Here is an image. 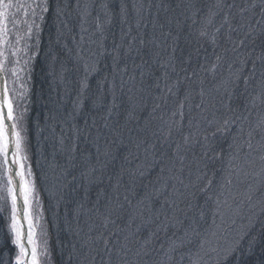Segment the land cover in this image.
I'll return each instance as SVG.
<instances>
[{
	"label": "trees",
	"instance_id": "1",
	"mask_svg": "<svg viewBox=\"0 0 264 264\" xmlns=\"http://www.w3.org/2000/svg\"><path fill=\"white\" fill-rule=\"evenodd\" d=\"M136 2L142 5L137 12L144 19V26L131 19L139 29L132 37L118 33V28L125 27L134 10L130 9L126 0H47L41 28H38V22L33 27L38 34L28 60L31 66L28 78V134L32 160L40 149L50 161L49 167L53 172L44 178L52 182L49 183L50 188L56 184L53 197L46 196L41 185L39 192L42 207L48 208L45 220L50 225L47 226L50 234L48 243L53 264H177L174 255L178 249L171 241L186 239V232L190 230L188 225L199 213L201 204H208L201 195L203 192L200 194L203 184L199 182L197 185L199 179L196 180L195 172L188 181L184 179L185 174L197 171L194 164L200 162L202 168L199 170L204 168L203 172L206 175L209 173L211 180L217 182L222 173L221 164L226 162L230 153L228 146L232 139H236V131L227 126L229 123L218 122L221 116L219 109H224L227 115L232 108L229 106L232 100L234 109L237 108L236 99L230 91L228 99L225 94L211 96V91L203 94L200 91L201 95L196 98L197 91L193 87L178 86L181 78H187L195 85L194 79L203 72L200 68L202 61L206 63L207 59L213 58L214 51L225 50V54L229 53L231 57L237 37L255 23L252 8L257 2ZM104 3L112 16L111 24L106 27L105 33L102 31L100 38H96L93 49L98 54V49L104 47L103 55L114 57L116 64L126 69L128 79L120 85L118 79H113L115 85L112 87L94 82L88 93L91 99L75 105L74 100L82 86L74 85L78 69L73 70V60H82L77 62L81 66L85 61L82 58L85 54L80 56L77 53L81 48L75 40L78 35L87 37L94 33L93 25L97 19L100 20L99 8ZM230 5L238 16L230 13ZM84 6L88 11L85 14L87 19H78L79 10ZM122 6L126 9H120ZM243 22L244 28L241 27ZM216 29L219 33L214 37ZM140 30L153 33L155 39L144 36ZM229 31H232V37ZM91 36L95 37V34ZM248 41L245 39V47ZM252 42V52L257 49L264 51V37L254 38ZM119 48L123 50L116 51ZM189 59L193 62L187 64L186 69L185 65H179ZM189 69L192 75H189ZM58 70H63L65 74H60ZM255 70L258 69H254L253 73ZM174 72L179 74L174 76ZM207 75L204 73V79ZM69 81L71 89L64 87V83ZM212 81L211 76L206 89L212 87ZM163 87L170 90L164 96ZM99 89L103 95H98ZM175 96L181 102L182 115L175 120H167L163 111L173 108ZM92 97H98L99 101L94 103ZM224 101L227 104L224 105ZM196 107H200L202 113L191 119L188 114L193 116L200 112L196 113ZM116 109L127 113L121 121L109 119L111 110L114 113ZM107 122L109 128H103ZM176 123L181 124L176 138L183 140L181 145H189L188 151L182 149L184 146L172 150L170 141L176 134L164 135ZM94 131H98L99 140L107 136L103 140L107 142L108 149L102 151V156L98 155L101 148L92 146ZM175 156L182 160L177 162ZM172 160H175L173 170L169 168ZM141 161L148 162L141 166ZM99 162H102L101 170L94 169ZM162 165L163 168H160ZM159 178H165L166 183H158ZM221 182L224 183V180ZM149 187L156 191L151 192L153 197L150 201L141 200L132 204L128 199L135 192L145 196L150 193ZM141 207L149 208L150 213L143 211L141 215ZM262 207L260 214H254L257 216L255 222L245 228L237 256H232L225 264H264ZM197 225V230L203 229L200 222ZM16 255L13 237L0 215V264H14Z\"/></svg>",
	"mask_w": 264,
	"mask_h": 264
},
{
	"label": "rangeland",
	"instance_id": "2",
	"mask_svg": "<svg viewBox=\"0 0 264 264\" xmlns=\"http://www.w3.org/2000/svg\"><path fill=\"white\" fill-rule=\"evenodd\" d=\"M126 1L127 4L130 5V9L132 10L134 8V10L130 13L131 17L127 18L125 27L120 26L118 28V33L120 35L125 33L129 37H132L134 32L136 33L137 30L139 32V29L134 25L135 23H132L131 19L137 20L135 21L137 25H140V23L143 24L144 22L142 16L137 12V9H140L142 5L137 3L136 0ZM254 1L257 2V5L255 4L252 8L255 13V23L251 29H246L241 36L237 37V43L231 57H229V53L225 54V50L221 52L214 51V57L207 59L206 63L205 60L202 61L203 65L200 66L201 70H203L206 75L208 73L205 79L204 73L202 72L199 78H193L195 80V85H192L193 82L191 80L181 78L178 86L183 87L187 85V87H193L197 91V94L195 93L196 98L200 94V91L201 94L211 91V96L216 94L219 97L225 94V97L227 96L228 99L230 91L231 96L234 95L233 97L236 99L235 105L237 108L234 109V101L232 100L229 103V106L232 108L229 109L227 115L224 114V109H219V114L221 116L218 117V122L223 121L229 123L227 126H231V129L234 132L236 131V139H232L231 144L228 146L229 149L231 148L228 151L230 153H228L227 160L225 159L226 162L221 164L222 173L217 182L211 180L209 173L206 175V173L203 172L204 168L203 170H199L202 168L200 162L194 164V168L198 169L197 171L193 170L186 173L190 174V176L185 174L184 179L188 181L191 179V175H194L193 172H195V175H197L196 180L199 179L197 185L199 182L203 184L200 194L203 192L201 195L207 199L206 202H208V204H201L199 213L195 214V219L188 225L190 230L186 232L188 235L186 239L185 237L183 239L178 238L177 240L173 237L171 238L175 240L171 242H173L174 247L178 249L177 253L174 255L177 264H225L232 256H237L236 252H238L240 241L244 237L245 228L255 222L257 216L254 214L256 212L260 214L259 211L262 210V206H264V204H262L264 200V51L260 52L259 49H257L252 52L251 46L253 42L250 43L254 38L263 39L264 37V0ZM122 8L126 9L125 6H122L120 9ZM229 8L231 14L238 16L235 14L234 8H231V5ZM99 9H101L100 20L97 19L96 24L93 25V28L95 27L93 33L95 37L91 36L93 34H88L87 37H84L82 34L78 35V38L75 40L81 48L77 53H79L80 56L83 55V53L85 54L84 57H82L85 60L83 66L77 65V62L82 60H73L75 64L73 65V70L78 69L75 71L76 82H74V85H76V87L78 85L79 87L82 86L80 93L78 91L74 100L75 105L83 103V100L88 102V100L91 99H89L88 93L90 88H92V84L94 85V82L100 83L101 86L107 85L108 87H112L115 85L113 79H118L119 85L124 84L128 79L126 69L122 66H118L114 57L111 55H103V50L105 51L104 47L98 49L100 50L98 54L96 53L97 51L93 49L96 38H100L102 36V31L104 30L105 33L106 27L108 28V25L111 24L110 17L112 16L108 13L109 9H107L106 4H101ZM44 10H47V0H0V71L4 78V92L8 96L9 105H11L9 111L12 118L10 120L15 142L14 145L21 165V178L25 187L29 219L28 226H30L29 236L32 246L31 251L34 252L36 264H53L50 251L51 248L48 243L50 234L47 226L50 225L49 223L47 224L45 220L48 208L44 209V207H42V198L39 192H41L40 188L42 186V191L46 196L53 197L56 184L53 185V188H50L49 183L52 182H50V179L45 180L44 178L47 175H52L53 172L49 167L50 161L46 160L40 149L32 160V156L30 155V136L28 134L29 123L27 121L30 112V104L28 103V88H30V83L28 78L30 76L29 69L31 68L28 64V60L31 59L32 54L30 53V49L37 42L38 34V30L33 27L35 26L34 24L38 22V28H41L40 24L42 19H44ZM225 11H227V9ZM87 13V8L84 6L79 10L77 15L78 19H87L85 17ZM50 20L55 22L54 18L50 17ZM243 25L244 22L241 25V27L244 28ZM140 32L144 33V36L150 39H155L153 33H146L147 30H140ZM214 32L215 37L219 32L217 29ZM229 35L232 37V31ZM245 39L249 40L246 47L244 46ZM122 50L123 49L120 48L116 49V51ZM58 51L60 52V49H58ZM223 56L225 57L223 58ZM60 58L59 56L58 59ZM225 58H227V60H225ZM190 62L192 63L193 61L189 59V61L186 60L185 63L180 62L179 65H185L184 69H186L188 66L187 64H190ZM253 64L254 67L252 66ZM134 69L135 68H133V70ZM254 69L258 70H255L253 73ZM189 70V75H192L191 69ZM58 71L62 75L65 74L63 70ZM114 71L118 72L115 74ZM177 73L179 74V72H174V76H176ZM211 76L213 77L212 87L206 89L210 84ZM64 85L67 89L72 88L70 81L64 83ZM176 85L175 83L174 86ZM164 87L162 88L163 90L161 89L163 96L170 92L168 89L169 87ZM97 92L99 93L98 95L104 94L101 89ZM92 99L94 103L99 101L98 97H92ZM173 103L174 106L172 109L163 111L165 116L168 117L167 120H175L182 115V108L179 106L181 102H179L176 96L174 97ZM225 103L227 104V102L224 101V105ZM168 104L169 102L167 105ZM118 105L120 104L116 106ZM98 106H100V104ZM199 108L200 107H196V113L200 111ZM111 112V117H109V119L116 118L118 121H121V117L124 118L127 115V113H123L118 109H116L114 113ZM201 113L202 110L193 116L187 114L193 119L196 115H201ZM198 118L199 117H197L196 121H198ZM109 122H107L103 128L108 127ZM217 125L219 124L217 123ZM180 126V123H176L172 128L175 129L176 127L177 129H175V131L171 129L164 133V135L176 134L173 137L170 136L172 150H176L183 146L182 149H189L188 144L186 146L181 145L183 140L179 141L178 138H176ZM224 127L226 128V124ZM110 130H112L111 126ZM97 132L98 131L92 132V146L94 148L98 146L97 149L101 148L98 150V155L102 156V151L108 149L107 142L103 140L107 139V136L103 138L104 135H102L103 139L99 140ZM181 136H183L184 139L185 135L182 134ZM18 140L19 147L17 146ZM187 141L190 142V139ZM6 150L3 136L0 131V215L4 221V225L13 237V244L15 245L17 254L14 257V264H26V246L23 244L21 233L23 230L18 221V212L14 203L12 176L7 162ZM175 157L177 162L182 160V158ZM202 157L203 152L201 153V158ZM214 157L215 156L212 158L214 159ZM173 159L175 158L173 157ZM158 160L162 161L163 159L158 158ZM174 161L175 160H172L171 163L169 162V164H171L169 168L172 170L175 168ZM147 162L141 161V166ZM97 165L94 169L101 170L100 166L102 162H99ZM160 168H163V165L162 167L160 166ZM162 170L163 169L160 171ZM156 173L158 174V172ZM159 177H161V175ZM223 180L224 183L221 182L220 184V181ZM166 181L165 178H159L157 182L163 185ZM149 190L150 193H147L145 196L143 195V197L141 193L135 192L131 194L128 199L132 204L141 200L150 201L153 197L151 192L154 190H152L151 187H149ZM191 195L192 192L190 193V196ZM211 205H213L212 209L208 212ZM142 207L139 209L141 215L143 211H145L146 214L150 213L149 208ZM198 222L203 225L202 230H197L196 227H198ZM26 232H28L27 228ZM181 233L182 235H186L185 232ZM198 234H200L198 238H195ZM112 251L113 248H111L110 253H112ZM172 264L175 263L172 262Z\"/></svg>",
	"mask_w": 264,
	"mask_h": 264
},
{
	"label": "bare ground",
	"instance_id": "3",
	"mask_svg": "<svg viewBox=\"0 0 264 264\" xmlns=\"http://www.w3.org/2000/svg\"><path fill=\"white\" fill-rule=\"evenodd\" d=\"M9 115V102L8 96L4 92V81L0 79V131L3 136L4 144L8 150L7 162L10 163V172L12 176V188L14 190V203L18 210V221L21 224L22 238L24 240L25 258L26 264H36L34 252L31 251L30 244V226L28 213H27V201L25 196V187L21 178V165L19 163L18 154L14 145V137L11 134L9 125H11V120L8 119ZM26 228L28 232H26ZM28 233V234H27ZM33 253V254H31Z\"/></svg>",
	"mask_w": 264,
	"mask_h": 264
},
{
	"label": "water",
	"instance_id": "4",
	"mask_svg": "<svg viewBox=\"0 0 264 264\" xmlns=\"http://www.w3.org/2000/svg\"><path fill=\"white\" fill-rule=\"evenodd\" d=\"M0 79H4V78H3V74L1 73V71H0ZM9 128H10L11 134L13 135V132H12V125H9ZM6 155H7V156L9 155V154H8V150H6ZM9 166H10V163H9ZM23 244H24V240H23ZM25 263H27L26 260H25Z\"/></svg>",
	"mask_w": 264,
	"mask_h": 264
},
{
	"label": "snow or ice",
	"instance_id": "5",
	"mask_svg": "<svg viewBox=\"0 0 264 264\" xmlns=\"http://www.w3.org/2000/svg\"><path fill=\"white\" fill-rule=\"evenodd\" d=\"M9 109H11V105H9ZM8 119H11L12 117H11V113H10V111H9V115H8V117H7ZM17 136L19 137V134L17 133ZM17 146L19 147V140H18V144H17ZM34 264H35V262H34Z\"/></svg>",
	"mask_w": 264,
	"mask_h": 264
}]
</instances>
